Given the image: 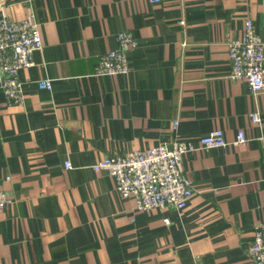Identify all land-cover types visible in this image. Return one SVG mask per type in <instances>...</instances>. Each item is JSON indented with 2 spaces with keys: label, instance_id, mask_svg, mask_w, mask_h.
<instances>
[{
  "label": "crops",
  "instance_id": "crops-1",
  "mask_svg": "<svg viewBox=\"0 0 264 264\" xmlns=\"http://www.w3.org/2000/svg\"><path fill=\"white\" fill-rule=\"evenodd\" d=\"M7 3L12 20L33 16L43 47L18 73L20 105L0 88V189L12 199L0 211V264H252L264 221V93L229 79L227 43L251 19L264 46V0ZM119 32L137 42L128 74L96 76ZM255 109L260 126L249 120ZM215 129L226 147L181 160L193 188L182 210L139 212L93 169L174 139L196 146ZM238 130L245 148L232 143Z\"/></svg>",
  "mask_w": 264,
  "mask_h": 264
},
{
  "label": "built area",
  "instance_id": "built-area-1",
  "mask_svg": "<svg viewBox=\"0 0 264 264\" xmlns=\"http://www.w3.org/2000/svg\"><path fill=\"white\" fill-rule=\"evenodd\" d=\"M158 1L150 0L153 3ZM7 2L8 0H0V88L6 103L11 106L22 103L18 73L33 65V52L42 49L43 40L40 26L33 16L12 20L6 13ZM183 24V21L179 22V25ZM116 42L118 48L99 58L94 72L96 76L128 74L130 67L127 53L137 46V42L127 32H119ZM227 49L229 79L245 82L254 96L264 93V46L255 34L251 19L244 21L242 34L230 40ZM39 87L49 90L50 81H41ZM249 120L253 126H260V112L257 109L251 111ZM177 125V120L171 122V132H176ZM261 140L264 142V137ZM249 142L245 132L238 130L232 143L245 148ZM227 145L222 130L215 129L201 137L196 146L174 139L169 146L159 145L103 158L93 169L95 172H107L115 181L118 195L124 199L132 198L135 209L139 212L163 210L166 207L182 210L193 195L191 183L180 167L183 156L196 150L223 148ZM64 168L70 169V164L65 162ZM11 204V197L0 189V211ZM164 222L168 223V220L165 218ZM247 253L252 264H264V221L256 224Z\"/></svg>",
  "mask_w": 264,
  "mask_h": 264
}]
</instances>
